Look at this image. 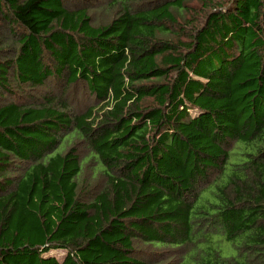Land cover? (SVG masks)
<instances>
[{
  "label": "trees",
  "instance_id": "1",
  "mask_svg": "<svg viewBox=\"0 0 264 264\" xmlns=\"http://www.w3.org/2000/svg\"><path fill=\"white\" fill-rule=\"evenodd\" d=\"M102 1L0 0V264H264V0Z\"/></svg>",
  "mask_w": 264,
  "mask_h": 264
},
{
  "label": "rangeland",
  "instance_id": "2",
  "mask_svg": "<svg viewBox=\"0 0 264 264\" xmlns=\"http://www.w3.org/2000/svg\"><path fill=\"white\" fill-rule=\"evenodd\" d=\"M86 2L91 3L90 7H91V11H94V18H96V21L100 22V21H106L109 19L108 16H110L108 14V11L106 9H103L102 6V0H84ZM3 13L6 12H0V34L2 35V37L5 39L6 43H7V49L5 50V53L7 55H12L10 53H12L13 48H10L12 45H14L15 40H16V34L20 33V28L13 23H9L7 20L3 17ZM52 82V81H51ZM54 85V82L51 83V86L48 85V89H51ZM85 92L86 89L83 88L82 85L77 86L76 88H74V90L72 91V98L75 101L78 110H84L89 104L87 101L88 97L85 96ZM88 176V174L86 175ZM90 180V179H89ZM90 181H93V183L95 182L93 179H91ZM101 187V185H99L98 183L95 184L93 186V192H89L87 195H85V199H89L92 195V193L96 192L97 188ZM221 247L225 248V252L226 253H230L231 252V247H232V242L231 241H226L224 240L223 242L219 243ZM66 251L63 249H55V250H51L50 252L47 253V255H54L56 256L59 260H62L65 256Z\"/></svg>",
  "mask_w": 264,
  "mask_h": 264
}]
</instances>
